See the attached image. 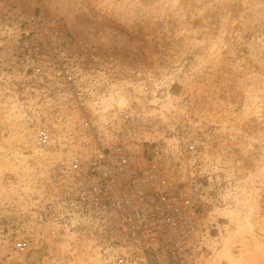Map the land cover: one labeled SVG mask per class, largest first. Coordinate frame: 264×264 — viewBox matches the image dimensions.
<instances>
[{
	"label": "rangeland",
	"instance_id": "374dc122",
	"mask_svg": "<svg viewBox=\"0 0 264 264\" xmlns=\"http://www.w3.org/2000/svg\"><path fill=\"white\" fill-rule=\"evenodd\" d=\"M39 62L87 79L114 127L116 93L128 97L132 164L173 198L189 176L177 156L196 147L199 255L168 264H264V0H0V264H88L94 247L39 234L56 195L36 132L79 122Z\"/></svg>",
	"mask_w": 264,
	"mask_h": 264
},
{
	"label": "built area",
	"instance_id": "2783aa9c",
	"mask_svg": "<svg viewBox=\"0 0 264 264\" xmlns=\"http://www.w3.org/2000/svg\"><path fill=\"white\" fill-rule=\"evenodd\" d=\"M29 22L36 29L37 20L31 17ZM51 52L52 56L56 54ZM40 54L38 46L31 51L38 61ZM64 67L39 62L32 68L36 76L53 72L61 76L67 95L64 101L79 120L68 127L74 115L67 112L55 124L36 132L37 147L51 156L50 180L56 195L44 208L48 217L40 219V238L48 224L53 239H65L72 246L94 247L95 259L88 264L196 260L199 207L202 197L208 195L207 187L195 175L200 158L196 147L184 144L177 156L175 164L186 166L189 176L184 193L173 198L160 188L155 174L132 164V149L127 145L134 142V118L121 110V125L112 126L111 121L105 120L110 114L91 83L78 79ZM88 103H95L90 115L84 111ZM109 135L115 136L114 141L106 144ZM29 245L30 241L23 240L18 249L24 251Z\"/></svg>",
	"mask_w": 264,
	"mask_h": 264
},
{
	"label": "bare ground",
	"instance_id": "6f19581e",
	"mask_svg": "<svg viewBox=\"0 0 264 264\" xmlns=\"http://www.w3.org/2000/svg\"><path fill=\"white\" fill-rule=\"evenodd\" d=\"M129 103L128 97L123 92L116 93V106L119 109H124Z\"/></svg>",
	"mask_w": 264,
	"mask_h": 264
}]
</instances>
